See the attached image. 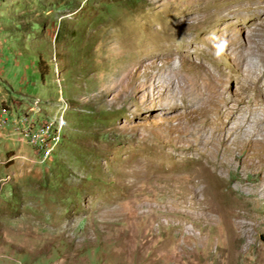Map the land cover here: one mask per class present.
<instances>
[{
	"label": "rangeland",
	"instance_id": "1",
	"mask_svg": "<svg viewBox=\"0 0 264 264\" xmlns=\"http://www.w3.org/2000/svg\"><path fill=\"white\" fill-rule=\"evenodd\" d=\"M0 106V264H264V0H0Z\"/></svg>",
	"mask_w": 264,
	"mask_h": 264
},
{
	"label": "built area",
	"instance_id": "2",
	"mask_svg": "<svg viewBox=\"0 0 264 264\" xmlns=\"http://www.w3.org/2000/svg\"><path fill=\"white\" fill-rule=\"evenodd\" d=\"M12 124L8 111L0 106V129H5ZM31 126L28 125L22 130L21 137L31 150L34 162L38 165L45 164L60 141V132L64 126L62 113L55 120H47L38 125V132L32 130Z\"/></svg>",
	"mask_w": 264,
	"mask_h": 264
},
{
	"label": "bare ground",
	"instance_id": "3",
	"mask_svg": "<svg viewBox=\"0 0 264 264\" xmlns=\"http://www.w3.org/2000/svg\"><path fill=\"white\" fill-rule=\"evenodd\" d=\"M157 170V169H156ZM162 170H167L168 171V169L166 168V167H162ZM195 170V169H194ZM197 170V169H196ZM200 171V170H199ZM196 172H198V171H196Z\"/></svg>",
	"mask_w": 264,
	"mask_h": 264
},
{
	"label": "clouds",
	"instance_id": "4",
	"mask_svg": "<svg viewBox=\"0 0 264 264\" xmlns=\"http://www.w3.org/2000/svg\"><path fill=\"white\" fill-rule=\"evenodd\" d=\"M222 47V46H221Z\"/></svg>",
	"mask_w": 264,
	"mask_h": 264
}]
</instances>
